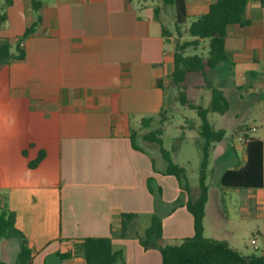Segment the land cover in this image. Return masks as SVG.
I'll return each mask as SVG.
<instances>
[{"label":"crops","instance_id":"crops-1","mask_svg":"<svg viewBox=\"0 0 264 264\" xmlns=\"http://www.w3.org/2000/svg\"><path fill=\"white\" fill-rule=\"evenodd\" d=\"M216 1L186 0L188 14L192 7L203 15ZM39 19L36 32L21 42L24 59L0 69V207L17 214L32 264H85L82 240L104 237L125 252L117 264H163L159 249L146 250L134 236L161 208L148 180L162 188L165 205L184 191L175 176L162 174L167 164L157 167L144 146L133 147L131 136L141 137L143 120L166 107L173 38L163 37L152 7L139 8L134 0H0V43L9 41L16 55L19 40ZM246 20L245 27L228 28L226 51L238 77L236 90L248 85L249 77L261 78L263 101L251 110L258 119L247 134L264 144L261 0L249 2ZM222 143L214 144L207 168L206 183L211 180L219 193L207 184L204 234L240 253L233 224L264 220V189H234L257 192L232 211L223 195L230 189L221 179L245 166L246 146L237 141L229 159V144ZM41 153L43 160L32 167ZM122 214L141 216L127 239L120 237ZM162 225L165 245L195 235L186 206L166 211Z\"/></svg>","mask_w":264,"mask_h":264},{"label":"trees","instance_id":"trees-1","mask_svg":"<svg viewBox=\"0 0 264 264\" xmlns=\"http://www.w3.org/2000/svg\"><path fill=\"white\" fill-rule=\"evenodd\" d=\"M161 4L155 6L154 12L159 19L162 8L171 7L175 12L174 27L180 38L183 37L182 29L187 23L189 14L186 0H160ZM251 0H217L209 7V11L199 16L186 31L192 39L175 45L174 71L171 75V86L178 92V99L183 107L195 111L201 119L200 125V148L203 159L201 163L200 194L197 198H192L191 187L188 182L185 168L174 163L171 153L163 147V128L152 129L157 117L146 118L142 122V129H149L143 134V141L155 146H159L163 159L166 161L164 175L175 176L184 191V196H180L171 204L169 212L186 206L188 212L194 220L195 235L191 238L183 239L176 244H162L163 225L158 211L152 215L149 225L142 232L138 231L134 236L139 240L146 250L156 248L162 254L163 264H264L263 254L242 255L232 249L225 241L207 238L204 234V220L206 216V205L209 200V188L207 181V168L211 151L214 144L224 140L227 131L217 129L209 120L210 113L226 115L231 109V102L226 93L221 88L212 85L209 81L208 71L218 67L222 63L233 65L232 57L226 51V38L230 26L245 27L249 25L246 20V11ZM264 8V0H261ZM39 3H34L38 9ZM4 21V17H2ZM39 19L29 27L17 45V54L12 53V44L9 41L0 43V69L12 61H20L25 57L21 47V42L33 35L40 26ZM162 24V35L164 38L172 37V33ZM208 44L207 55L193 54L187 55V50L204 47ZM191 75H197L193 87L197 90H208L211 93L209 106L198 105L189 99L187 94V81ZM162 83V82H161ZM251 88V86H248ZM244 87L239 88V90ZM162 113L159 115L161 116ZM163 124V121L160 122ZM246 130H241L246 137H249ZM138 132H133L131 136L133 147L137 150ZM250 142L246 146L247 163L244 167L228 170L221 179L222 186L229 189H264V144L261 140L249 137ZM41 153L39 158L31 164L37 166L44 158ZM150 192L154 195L156 204L162 201V188L152 185V179L148 180ZM187 196V201L184 198ZM141 216L137 214H122L120 221V237L127 239L130 237L132 223L139 220ZM19 239L20 253L15 264H32L33 254L29 240L25 234L17 227V214L7 208L0 207V240ZM81 249L85 264H117L125 260L124 250H116L111 237L86 238L82 240ZM69 257V254L64 256ZM0 264H8L0 260Z\"/></svg>","mask_w":264,"mask_h":264},{"label":"rangeland","instance_id":"rangeland-1","mask_svg":"<svg viewBox=\"0 0 264 264\" xmlns=\"http://www.w3.org/2000/svg\"><path fill=\"white\" fill-rule=\"evenodd\" d=\"M188 4L193 2L198 4V0H187ZM137 7L141 8V5L150 6L153 9L155 6L161 4L160 0H134ZM201 14L198 11L189 12V17L186 25L182 29L183 37L180 38L176 33L174 22L175 12L171 7L162 8L160 13V21L164 26L172 33L173 43L168 44L169 50H175V45L179 41L183 43L189 41L192 38L186 34L187 29ZM208 44L205 42L204 47L198 50L189 49L187 55L204 54L207 55ZM250 66L245 63L244 67ZM231 65L229 63H222L218 67L209 70V81L212 85L225 90L227 97L231 102V109L226 115H220L216 113L209 114L210 122L217 129H225L227 131L223 140V145L229 144L230 155L229 159L233 157V146L237 145V134H243L241 130H246L247 126L251 127L258 119L257 115H253L251 110L254 107H258L263 101V95L260 92L262 86L261 78L249 77V84L244 86L242 90H236L238 77L231 73ZM197 79V75H191L187 81V94L193 103L209 106L211 101V93L208 90H197L193 87L194 81ZM171 82V79L170 81ZM254 85L251 89L248 86ZM252 87V86H251ZM258 113V110H256ZM163 121V124L160 122ZM200 125L201 119L197 113L188 107H183L178 99V92L171 86V83L167 84V98L166 107L161 116H158L153 124L152 129L163 128L164 134L163 147L168 150L174 163L185 168L188 182L191 187L192 198H197L200 194V177H201V163L203 159L200 143ZM141 126H138L139 129ZM149 129H143V134L147 133ZM139 133V132H138ZM138 136L137 141L156 159L157 167H163L165 163L159 146H155L143 141ZM144 142V143H143ZM214 151H212L213 153ZM223 165V164H222ZM207 184L213 188V191L219 193L216 185H211V180ZM255 190H234L230 189L223 193L227 204L231 206L232 211L237 209L238 205H242L245 202V197L251 194H255ZM160 211L158 213L164 216L166 211H170L171 205H165L160 201ZM237 230V237L235 245L239 247L240 253L243 255L251 254H263L264 253V220H257L252 217L248 224L240 225L233 224ZM257 242V246L252 245V241ZM20 253V240L19 239H1L0 240V260L8 264H15Z\"/></svg>","mask_w":264,"mask_h":264},{"label":"built area","instance_id":"built-area-1","mask_svg":"<svg viewBox=\"0 0 264 264\" xmlns=\"http://www.w3.org/2000/svg\"><path fill=\"white\" fill-rule=\"evenodd\" d=\"M237 141L239 142V144H241L243 146H247L249 144V142H250V138L246 137L245 135H239L237 137ZM252 243H253L254 246L256 245V241L255 240Z\"/></svg>","mask_w":264,"mask_h":264}]
</instances>
